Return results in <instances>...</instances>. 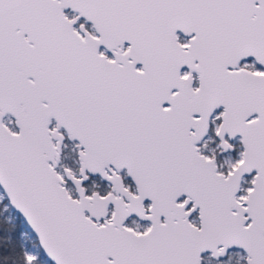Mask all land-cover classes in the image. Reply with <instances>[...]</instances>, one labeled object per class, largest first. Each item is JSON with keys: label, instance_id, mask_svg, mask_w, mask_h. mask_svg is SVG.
Listing matches in <instances>:
<instances>
[{"label": "snow or ice", "instance_id": "obj_1", "mask_svg": "<svg viewBox=\"0 0 264 264\" xmlns=\"http://www.w3.org/2000/svg\"><path fill=\"white\" fill-rule=\"evenodd\" d=\"M0 264H264V0H0Z\"/></svg>", "mask_w": 264, "mask_h": 264}]
</instances>
